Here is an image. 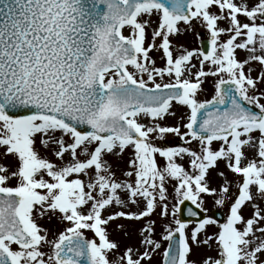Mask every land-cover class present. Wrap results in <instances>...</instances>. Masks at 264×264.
I'll return each mask as SVG.
<instances>
[{"label": "snow or ice", "instance_id": "snow-or-ice-1", "mask_svg": "<svg viewBox=\"0 0 264 264\" xmlns=\"http://www.w3.org/2000/svg\"><path fill=\"white\" fill-rule=\"evenodd\" d=\"M157 256L264 264V0H0V264Z\"/></svg>", "mask_w": 264, "mask_h": 264}, {"label": "rangeland", "instance_id": "rangeland-1", "mask_svg": "<svg viewBox=\"0 0 264 264\" xmlns=\"http://www.w3.org/2000/svg\"><path fill=\"white\" fill-rule=\"evenodd\" d=\"M173 44L176 46V47H179L181 44L185 45V46H188V47H195V46H198V43L197 41L195 40L194 36L190 33H185L183 35H179V36H176L175 38H173ZM242 55V54H241ZM156 58H157V63L158 64H161L162 61L159 60V54H156ZM204 88H205V94L203 96H201V98H210V95L212 94L213 92V84H212V80L209 79L205 82L204 84ZM167 123L169 124H174L176 123V120L175 119H169L167 121ZM168 142L172 143V144H175L178 142V138H174V137H169L168 138ZM222 167V165H221ZM215 176V174H213ZM216 183H219V178H215L213 180V186H215ZM208 204H209V207L211 209V205H212V201L209 200L208 201ZM158 231H159V228H158ZM116 238H120V237H116ZM125 243H135L136 242V239L135 237L133 236L132 239L130 240H125L124 241ZM159 257H155L154 260H153V264H158L159 262Z\"/></svg>", "mask_w": 264, "mask_h": 264}]
</instances>
